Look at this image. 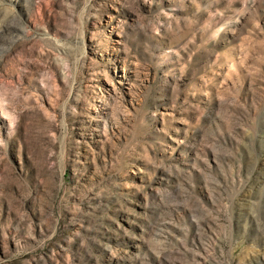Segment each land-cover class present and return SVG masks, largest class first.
Listing matches in <instances>:
<instances>
[{
    "label": "rangeland",
    "instance_id": "obj_1",
    "mask_svg": "<svg viewBox=\"0 0 264 264\" xmlns=\"http://www.w3.org/2000/svg\"><path fill=\"white\" fill-rule=\"evenodd\" d=\"M0 264H264V0H0Z\"/></svg>",
    "mask_w": 264,
    "mask_h": 264
}]
</instances>
